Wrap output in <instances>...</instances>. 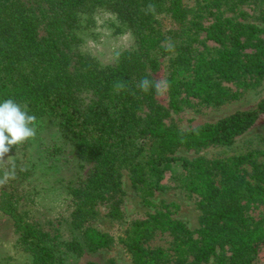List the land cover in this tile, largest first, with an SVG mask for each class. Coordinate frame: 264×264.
Listing matches in <instances>:
<instances>
[{
    "label": "trees",
    "instance_id": "trees-1",
    "mask_svg": "<svg viewBox=\"0 0 264 264\" xmlns=\"http://www.w3.org/2000/svg\"><path fill=\"white\" fill-rule=\"evenodd\" d=\"M173 6L174 16L183 17L179 2ZM100 7L132 26L135 33L131 48L104 67L83 50V39L75 32L80 16ZM159 10L160 0H0V101L11 98L36 117V135L12 148L23 155L14 165L15 177L1 185V192L10 189L15 194L34 178L32 187L39 191L65 189V200L75 213L91 212L108 191L119 186L118 164L129 162L134 186L148 204L149 196L165 188L164 173L180 162L188 173L180 185L203 189L199 238H193L182 222L163 216L140 222V229L150 222L169 225L171 231L181 233L175 253L189 247L194 263L212 256L226 263L228 246L231 264H249L251 254L264 244V224L251 226L245 217L251 203L264 205V164L253 162L254 173L247 179L220 161L207 167L199 159L170 154L181 146L231 142L264 114V97L255 109L237 110L190 131L165 126L155 88L144 93L138 87L144 78L157 81L154 73L166 40L154 26ZM199 29L205 34L203 49L187 40L172 42L173 95L184 92L219 105L237 95L224 81L247 88L264 77V26L217 15L213 23ZM210 41L214 47L207 45ZM118 81L126 88L117 93ZM35 139L38 147L33 154L30 147ZM149 145L155 146L156 155ZM58 168L70 172L69 177H55L54 182L50 177H35ZM5 170L1 168V173ZM213 171L222 175L219 184ZM9 211L16 220V247L34 255L30 264H81L82 247L75 240L62 239L45 223L26 220L17 212V204H11ZM242 225L246 229L241 230ZM88 236L97 245L107 243L93 229ZM132 247L140 264H172L171 254L162 247Z\"/></svg>",
    "mask_w": 264,
    "mask_h": 264
},
{
    "label": "rangeland",
    "instance_id": "rangeland-1",
    "mask_svg": "<svg viewBox=\"0 0 264 264\" xmlns=\"http://www.w3.org/2000/svg\"><path fill=\"white\" fill-rule=\"evenodd\" d=\"M174 1L179 2L183 17L174 16ZM155 15V30L166 39L164 53L160 56L158 69L154 73L157 80H163L167 84L164 92L156 94V100L164 114L165 126L190 131L216 122L237 110H252L257 107L264 97V77L253 81L247 88L224 81L223 85L237 95L219 105L184 92L173 95L169 79L173 71V41L187 40L198 49H203L201 41L205 34L199 28L201 25L209 26L217 15L263 27L264 0H160V10ZM116 17L106 7H100L82 14L75 29L76 34L83 39V50L96 57L102 67L114 64L119 54L130 49L135 40L133 27L122 23ZM195 37L198 40L192 41ZM207 45L214 47L211 41ZM48 134L46 133V136ZM37 143L38 140L35 139L34 145ZM34 145L33 149L30 147L33 154L38 147ZM154 147L149 145L147 148L156 155ZM22 155L23 152H15L13 149L5 155V162L10 157L13 158L8 164H0V179H3L1 168L9 170L11 165L21 162ZM170 156L189 161L199 159L207 167H211L215 161H220L232 169L241 171L250 179L254 173L252 163L264 164V114L252 127L229 143H213L199 147L181 146ZM239 157H245V160L240 162ZM117 174L119 186L108 191L106 198L93 207L91 212L75 213L74 206L65 200V189L48 193L39 191L32 187L35 184L34 178L21 186L15 194H10V189L1 192L3 183H0V264H30L35 260L31 251L16 247L17 227L15 217L9 211L11 204H17V212H21L26 220L45 223L60 233L62 239L69 242L75 240L81 245V264H140L132 247L134 244L162 247L171 254L172 264H222L218 257L213 256L208 261L194 263L192 250L186 246L175 253L177 235L181 233L171 231L167 224L154 226L155 224L150 222L140 229V222L150 220L153 216H163L182 222L192 232L193 238H199L198 229L201 227L203 214L199 203L203 199L200 192L203 189H188L180 185L181 179L188 174L180 162L171 164L164 173L162 183L165 188L156 190L149 196L148 204L144 202L139 189L134 186L129 162H120ZM69 175L70 172L58 168L50 171L49 175L35 177H50L48 179L54 182L55 177ZM213 177L215 184H219L222 179L220 171H213ZM245 217L248 220L250 218L251 226L264 224V205L251 203L246 209ZM147 225L150 227L146 228ZM244 226H240V229L243 230ZM89 229L104 235L107 243L104 246L93 243L88 236ZM225 255L227 260L223 264H231V251L228 246ZM250 257L249 264H264V244Z\"/></svg>",
    "mask_w": 264,
    "mask_h": 264
},
{
    "label": "clouds",
    "instance_id": "clouds-1",
    "mask_svg": "<svg viewBox=\"0 0 264 264\" xmlns=\"http://www.w3.org/2000/svg\"><path fill=\"white\" fill-rule=\"evenodd\" d=\"M138 87L144 93H148L150 89L155 88L157 94H161L167 88V84L163 80L153 82L148 78H144L139 82ZM126 88L124 82H117L114 85L115 91L118 93ZM36 117L29 114L26 107H22L15 100L8 98L0 101V164H8L13 157L5 162L4 157L15 146L27 142L36 135ZM15 177V166H11V170L3 172V179L0 183L6 182L9 178Z\"/></svg>",
    "mask_w": 264,
    "mask_h": 264
}]
</instances>
